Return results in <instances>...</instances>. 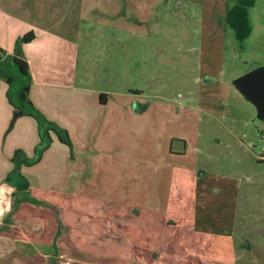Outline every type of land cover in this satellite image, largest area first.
Masks as SVG:
<instances>
[{
  "label": "rangeland",
  "instance_id": "1",
  "mask_svg": "<svg viewBox=\"0 0 264 264\" xmlns=\"http://www.w3.org/2000/svg\"><path fill=\"white\" fill-rule=\"evenodd\" d=\"M9 2L12 3L6 1L8 6ZM52 2L46 10L43 7L46 15L75 24L76 10L72 7L77 1ZM234 3L235 0H134L132 8L129 0H85L81 53L82 61L88 60L89 66L83 62L77 66L76 81L82 83L81 72L86 71L89 86L111 93L110 110L121 107L115 108L121 118L115 132L125 144L117 152L125 169L120 172V183L135 187L133 181L138 178L140 190L151 180L149 177L147 183L141 176L148 174V168L154 177L148 202L156 205L162 202L164 190L175 184L173 190L177 192L180 177L183 175L184 181L190 174L195 177L194 184L187 182V190L183 186L184 198L180 196L175 203L182 205L184 201L188 205L194 195L196 231L231 236L235 247L232 264H264V120L257 105L243 93L244 86L236 84L243 74L264 67V0H257L249 9L251 33L243 41L237 40L226 21L227 10ZM11 7L7 9L20 10L17 5ZM96 19L100 22L94 26ZM116 25L122 29L114 28ZM17 28L13 20L6 21V31L13 34ZM2 29L5 21L0 18ZM24 35H16L9 42L13 53H22ZM1 55L0 71L12 78L9 95L15 105L22 107L25 104L19 93L27 90L29 78L13 56L6 57L5 51H0ZM26 109L53 123L52 130L59 139L72 144L67 126L49 120L34 102L27 103ZM50 144L47 138L46 147ZM170 147L181 155L170 154ZM120 195L124 199L131 196ZM133 200L136 201L134 196ZM145 201L146 193H139L140 213ZM122 212L121 218L114 219L117 230L122 228L128 239L135 235L136 228L146 233L140 220L137 225L130 222L129 229L126 220L131 212L123 207ZM170 225L172 233L180 234L182 244L190 243L184 224ZM162 230L158 225L153 232L155 252L163 241ZM143 240L140 238L138 243ZM194 255L198 257L193 262L211 264L210 257ZM163 256L167 263L191 261L186 255ZM214 259L215 264L222 263L218 257Z\"/></svg>",
  "mask_w": 264,
  "mask_h": 264
},
{
  "label": "crops",
  "instance_id": "2",
  "mask_svg": "<svg viewBox=\"0 0 264 264\" xmlns=\"http://www.w3.org/2000/svg\"><path fill=\"white\" fill-rule=\"evenodd\" d=\"M6 1L0 0V18L5 21V29L0 31V47L6 57L17 56L27 62L29 83L27 90H22L26 105L17 106L9 95L7 73L0 71V264H173L167 263L163 255H186L191 260L187 264H199L193 262L198 257L193 254L197 253L203 258L210 257L211 264L214 257L222 260L221 264H232L235 247L231 236L196 231L194 195L188 205L184 201L182 205L175 203L184 198L183 186L186 189L187 182L194 184L195 177L188 174L183 181L182 175L177 192L173 184L164 190L162 202L156 205L148 202L154 178L148 168V174L141 176L147 183L149 177L151 180L140 190L135 176H129L136 178L135 187L120 183L124 168L117 152L125 144L115 132L121 123L115 108L121 107L115 105L110 110L111 93L89 86L86 71L81 72L82 83L76 81L77 66L83 62L85 0H75L72 25L65 24L63 17L55 19L45 14L52 0H10L9 6ZM129 1L133 8L134 0ZM11 5L20 10L10 11L7 8L12 9ZM7 20H13L18 27L13 34L6 31ZM98 22L96 19L94 26ZM115 27L120 29L118 25ZM30 31L34 32V39L24 42L21 54L13 53L9 42ZM1 56L0 63L4 55ZM83 64L89 66L88 60ZM101 93L106 94V103L101 102ZM32 102L44 110L49 120L70 129L72 144L62 142L49 129L51 144L38 156L37 148L42 142L40 125L36 116L23 109ZM172 150L170 147V154L181 155ZM19 178L27 181L26 188ZM139 193H146L141 213L137 211ZM120 194L131 196L124 199ZM122 207L131 212L126 220L129 229L130 222L137 225L140 220L146 226L145 234L136 228L135 235L128 239L122 228L117 230L113 226L114 219L123 216ZM177 223L185 225L189 244H182L180 234L170 230V224ZM158 225L164 235L155 252L153 232ZM140 238L144 240L138 243ZM204 245L212 248L207 250Z\"/></svg>",
  "mask_w": 264,
  "mask_h": 264
},
{
  "label": "trees",
  "instance_id": "3",
  "mask_svg": "<svg viewBox=\"0 0 264 264\" xmlns=\"http://www.w3.org/2000/svg\"><path fill=\"white\" fill-rule=\"evenodd\" d=\"M257 0H235V3L227 10L226 14V21L230 27L234 29L235 36L237 40L243 41L247 37L250 36L251 33V22H250V15H249V9L255 5ZM35 35L33 31H30L26 33L23 36V42H30L34 39ZM0 51L4 53V50L0 47ZM2 56H0L1 59ZM13 59L16 64L19 65L21 68L22 72L27 75L28 74V64L25 60H22L21 58L17 56H13ZM12 78H8V82ZM106 97L105 93L100 94V100L102 103H106L107 99L104 98ZM20 99L21 101L25 102V95L23 93L20 94ZM26 105V104H25ZM24 110H27L26 107L23 108ZM36 118L38 119L40 129H41V135H42V142L38 146V156L41 154L42 150L46 148L47 144V138L50 139L48 130L52 129V126L54 125L53 123L47 121L43 116H40L38 112L32 111L31 112ZM51 140V139H50ZM23 181V186L19 185V187H24L26 188L28 183L27 181L22 178ZM33 202L42 204L39 200L32 199Z\"/></svg>",
  "mask_w": 264,
  "mask_h": 264
},
{
  "label": "water",
  "instance_id": "4",
  "mask_svg": "<svg viewBox=\"0 0 264 264\" xmlns=\"http://www.w3.org/2000/svg\"><path fill=\"white\" fill-rule=\"evenodd\" d=\"M237 85H243V93L253 101L264 120V67H257L236 79ZM241 85V86H242Z\"/></svg>",
  "mask_w": 264,
  "mask_h": 264
}]
</instances>
